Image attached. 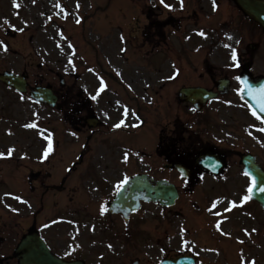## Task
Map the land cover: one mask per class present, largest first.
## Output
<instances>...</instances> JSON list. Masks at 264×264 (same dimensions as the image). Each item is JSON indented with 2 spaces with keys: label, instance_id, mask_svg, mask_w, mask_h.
I'll return each instance as SVG.
<instances>
[{
  "label": "flooded vegetation",
  "instance_id": "af4514ba",
  "mask_svg": "<svg viewBox=\"0 0 264 264\" xmlns=\"http://www.w3.org/2000/svg\"><path fill=\"white\" fill-rule=\"evenodd\" d=\"M16 3L19 8L13 0H0V40L7 45V51L10 42L14 45L22 42L26 51L42 60L49 53L44 56L38 37L29 34L30 29L46 38L52 25H57L78 52L75 61L79 68H90V63L73 45L74 37L67 36L76 31L70 21L61 23L52 18L38 25L36 15L46 4L57 3L69 15L70 9H77L79 3L77 10L83 7V20L88 13H103L118 4L117 14L125 38L119 41L118 52L124 50L119 60L118 52L109 51L110 46H103L101 51L104 66L110 63V58L120 65L119 84L125 98L121 94L116 113L108 103L110 82L108 77H102L101 65L92 68L101 70L96 76L103 78L107 88L95 103L91 102L92 97L99 89L83 97V92L62 78L71 77L75 83L79 77L88 90L86 75L77 70L51 73V81L45 86L51 88L56 103L53 108H41L43 125L52 123L47 136L52 139L53 151L45 159L43 150L47 141H38V145L32 146L33 151H27L31 154L23 157L24 173L17 177L9 165L13 158L0 159V172L5 170L0 180L13 178L22 184L20 190L0 188V193L4 190L11 194H1L0 199V217L7 220L0 223V264H20L16 252L21 241L26 242L22 256L37 257L41 264H51L54 259L66 264H161L183 257L201 264V193L208 190L201 187L202 182L226 175L233 166L229 157L237 155L239 159L234 164L242 168V159L249 155L229 149L236 141L235 116L243 114L249 120L261 122L241 99L236 77L246 76L250 81L264 77V68L262 72L254 71L255 55L264 58V30L248 20L234 0H216L215 9L212 0H184L182 8L180 0H165L170 8L164 7L160 0H35V3L16 0ZM57 26L53 29L60 30ZM195 27L194 30L207 34V38L200 36L201 59L178 60V50L182 56L188 52L181 35ZM19 28L24 31H18ZM229 35L232 40L227 39ZM51 37L54 46L61 50H52L54 55L49 57L54 59V66L61 67L66 57L64 44L53 34ZM225 44L236 49L237 62L231 60V48H225ZM143 47L146 51L142 55ZM219 48L225 51V59H211L218 56ZM3 52L0 45V53ZM34 58H21L23 67H31ZM8 62L7 66L17 64L14 60ZM195 65L198 66L194 68ZM142 67L144 75L129 76L143 84L142 92L147 91L140 96L142 92L134 90L123 75L137 74ZM177 71L179 74L175 75ZM170 75L175 78L169 79ZM94 80L97 81L95 77ZM55 82L56 88L52 86ZM36 83L45 84V77L40 76ZM183 89H201V99L194 97L192 104L180 102L178 96ZM100 98L103 102L99 104ZM124 108L130 111L124 118L126 123H138L140 127H113L122 118ZM5 147L2 145L0 152L7 153ZM125 152L129 154L128 163H124ZM214 171L218 175L214 176ZM142 175L175 186L178 194L175 205L141 203L137 209L123 206L114 212L111 206L118 194L117 185L125 178ZM17 195L28 203L15 200L13 197ZM101 205L107 207L104 215L100 214ZM189 211L190 218L194 217L192 220L198 223H181L176 228L181 242L187 241V247L179 250L174 246L173 221L175 217L185 218ZM15 217L24 223H13ZM193 230H198L199 235L191 239L188 233ZM196 244L200 252L190 250L189 247L196 249Z\"/></svg>",
  "mask_w": 264,
  "mask_h": 264
},
{
  "label": "rangeland",
  "instance_id": "374dc122",
  "mask_svg": "<svg viewBox=\"0 0 264 264\" xmlns=\"http://www.w3.org/2000/svg\"><path fill=\"white\" fill-rule=\"evenodd\" d=\"M118 7L119 5L116 4L106 12L86 14L78 26L72 25L73 30L76 31L67 35L68 37H74L73 45L78 48L79 54L81 56L88 57L90 68H92V66L94 67L95 65H101V68L104 67V60L102 58L101 51L103 46H110L109 51L111 53L118 52L119 45L117 42L121 40L120 37L123 34L121 17L119 18V15L117 14ZM56 9L57 7L46 4L44 9H42L40 13L36 15L37 18H39L38 25L42 24L43 21L44 23L48 22V17L59 20V13L56 12ZM70 11L71 15H68L67 17L72 19L73 10L70 9ZM54 26L52 25V27L49 29L48 33L46 34V38L45 36L42 37L39 34V31L33 33L34 30L30 29L29 34H33L34 37H38V46H40L39 49L42 51V53H44V56H46L45 54L47 52L49 53V56H52L54 55L52 50L58 51L60 49L58 45L54 46V41L51 37L52 34L53 37L55 36L53 29ZM194 29L197 28L195 27L189 31H186V33L181 35L180 38H188L190 43L191 41L193 42L190 45L189 43H187L188 45L184 44L187 48L192 49L196 44H199L198 49H200L201 38L200 40L195 38L198 35V31ZM55 30L57 31L56 28ZM60 31L62 32V34L64 33L63 30L60 29ZM64 31H66V29H64ZM219 39H221L220 36ZM208 41H210V39ZM87 42L89 44H87ZM31 43H29V45H31ZM63 43L65 50H67V55H69V51L65 46V42ZM10 44V51L0 53V72L4 70H14L18 73L25 72L26 75H28L30 86L36 85V81H38V78L42 75L45 77V84H48V82L51 81L50 76H52V72H56L57 70H66L67 73H73L74 69L76 68L68 63L69 56H67L68 59L63 60V62L67 64V67L64 66V70V68L61 69L56 64L54 66V64L52 63V59L49 56L42 57V60L35 59L33 55L30 54V51H26L25 43L19 42L17 45H14L10 42ZM18 46L23 50L18 48ZM128 51L129 50H126L125 54L129 57ZM145 51L146 47H143L141 49V54L143 55ZM197 53L199 54H196L195 56L193 51H188L186 53L187 56H182L181 50H179V57L177 58H179L178 60H187L188 57L189 59L200 60L201 52L198 51ZM217 53L218 56L215 55L214 57H211V59H225V51L219 48L217 50ZM75 55L76 53L74 54L73 58L75 57ZM121 55L122 50L117 54L118 60ZM20 57L23 58V60L34 58L33 62L30 64L31 67H23L24 64L21 61ZM8 60H14L17 64L15 66H7V64L9 63ZM49 60H51V63L49 62ZM115 65L116 61L110 58V72H114L113 74L117 75L120 81V73L118 67H116ZM141 65L143 66L142 63ZM219 65L221 66L222 64ZM197 66L198 65H195L194 68ZM263 68L264 58L262 55L258 56L256 54L254 66L255 73L262 72ZM144 71L145 70L142 67L139 73L134 74L133 72L132 74L127 76L123 75V78L127 83L131 85L134 90H136L137 92H142L141 89L143 88V84H139L138 82L133 81L129 78V76L144 75ZM104 72H106V74L109 73L110 78V72L107 69H104ZM92 76L93 75L89 73L86 75V78H88V80H86L90 84L88 90L86 88V85H84L80 81L79 77L75 83H73L71 77L67 78L63 76L62 78L63 80H66L68 82V85L70 84L71 86H76L77 91L83 92V97H85L87 96L88 92L97 90V83L95 82L94 77L92 78ZM108 81L110 82V84L114 83L110 79H108ZM52 86H55L56 88L58 86L57 82H55ZM117 87H114L116 92L120 95L122 94V96L125 98L124 93ZM144 92L139 95L142 96ZM116 95L118 94H114L112 96H110L109 94L110 98L108 103H110L116 113H118L119 104L121 103L120 101H118L120 99V95H118V97H116ZM20 97L21 96L12 94L11 92H8L6 89L0 86V147L2 145H7L9 148H13L15 151L12 155L15 156H19L20 152L24 156V151L27 152V150L33 151L34 148H32V146L38 145V141H40V139H44V136H47V132L52 129V123L47 127L43 125V109L32 104L26 96H24L25 99L23 100ZM95 101L96 99H93L91 102L95 103ZM101 102H103L102 98L99 99V104ZM241 115L237 114L235 116L236 123L234 125L233 131L236 136V141L233 145L229 146V149L239 151V153H251V155L256 158L257 162L264 168V132L259 131V129L264 128V125H261L252 119L249 120L243 114ZM243 118H245L246 121ZM26 123H35L37 127L33 129H26L24 127ZM9 132H11V134H9ZM238 159L239 157L237 155L229 157L231 165L233 164V166L228 171V173L224 175L223 178L219 180L206 178L202 182L201 187L208 189L203 194L201 193V244L199 245H201L202 264H252V261H255V264H264V212H261L259 208L252 203L246 204L242 199L245 195L246 188H248V181L245 179L242 173H240V166L234 164ZM24 163V160L16 162L11 161L9 165L13 168L15 174H23L24 170L22 169V167ZM4 171L5 170L1 171L0 174H3ZM7 180L8 181H6L5 179L3 181L4 183L0 185V188L7 186L10 187V189H21L22 184L19 181L14 180L13 178L11 181H9V179ZM3 193H5L4 190L0 193V195ZM214 201L218 202V210L222 213V215L220 216L207 212V208L210 207L211 203ZM231 201H236L237 207L231 212H225L224 209L230 206L229 202ZM189 202L190 200L186 201L185 203ZM180 205H183V202ZM18 214L21 215V212L19 211ZM189 214H191L190 211L188 214H186L185 218L181 219L182 217H175L173 221V223H175L174 246L179 250L187 247V243L181 242L183 240H180V238L177 236L176 228L180 226L179 223H189L190 225L191 223H198V221L192 220L194 217L190 218ZM20 217H15L13 223H24V221H22ZM6 222L7 220L5 217H0V223ZM202 223L204 224L202 225ZM216 223L221 224V230L218 231L216 229ZM253 229H255V231H253ZM245 230H247V233L245 232ZM221 231L229 233L230 235H222ZM188 235L189 238L192 239L195 236L199 235V231L193 230L189 232ZM184 241L186 240L184 239ZM239 241H243V243H240ZM196 246V249H193L192 247L189 248L193 251L200 252L197 244Z\"/></svg>",
  "mask_w": 264,
  "mask_h": 264
},
{
  "label": "water",
  "instance_id": "95a60500",
  "mask_svg": "<svg viewBox=\"0 0 264 264\" xmlns=\"http://www.w3.org/2000/svg\"><path fill=\"white\" fill-rule=\"evenodd\" d=\"M239 8L251 19H253L257 24L264 28V0H236ZM0 82L14 87L19 92H25V83L22 79L12 76L10 74L0 75ZM32 99L36 102H43L49 105H52L54 98L51 96L48 90L44 89H35L31 94ZM255 109L260 112V110L255 107ZM244 163L246 166L245 171L251 173V178L255 177L256 184L253 186V191L251 196L258 201L262 208L264 209V192L260 191L261 188H264V173L261 169L256 166L251 158H247ZM140 179L133 180L126 189H123L118 198L124 199L127 198L128 201L134 202L133 198L150 200L153 202H158L162 205H172L176 198V192L174 188L170 185L163 184L162 182L154 183L152 187H149L145 184V188L139 189ZM134 185V186H133ZM138 185V189H135V186ZM133 186V187H132ZM129 188V191L126 190ZM126 195V196H124ZM135 199V200H136ZM171 264V263H167ZM174 264H194L191 260H179Z\"/></svg>",
  "mask_w": 264,
  "mask_h": 264
},
{
  "label": "snow or ice",
  "instance_id": "6c2138e0",
  "mask_svg": "<svg viewBox=\"0 0 264 264\" xmlns=\"http://www.w3.org/2000/svg\"><path fill=\"white\" fill-rule=\"evenodd\" d=\"M13 3H14V5H15V7H17V8L20 7V4L16 3V0H13ZM33 3H35V0H33ZM160 3H161L162 5H164V7H166V8H170V7H171V5H168V4L165 3V0H160ZM212 4H213V8L215 9V8H216V0H212ZM180 6H181V8L184 6V0H180ZM55 7H57V8H61V5H60L59 3H57V4L55 5ZM79 7H80V4L77 3V4H76V8L78 9ZM61 11H63V8H61ZM65 15H67V13H65ZM48 19L51 20L52 18H51V17H48ZM75 22H76L77 24H79L81 21H80V19H76ZM5 23H8V21H5ZM17 30H18V31H21V32L24 31L23 28H19V29H17ZM197 34H198L199 36H201V37L207 38V34H206L203 30H200ZM61 35H63V34L61 33ZM120 39L123 41L125 38H124V36H121ZM227 39H228V40H232L233 37L229 35V36H227ZM236 43H239V41H236ZM0 45L3 46V50H4L5 52L8 50V47H7V45L4 43V41L0 40ZM68 47H69V49H72V45H71V44H69ZM224 47H225V48H231V60H232L233 62H237V60H238V56H237V51H236V49H235L234 47H232L231 45H229V44H225ZM121 50L123 51L124 49H121ZM68 63H69L70 65H72L73 67H75L74 64H73V61H72L71 56H70L69 59H68ZM89 71H94V70H93V69H89ZM118 74H119V73H118ZM178 74H179V72L177 71V72L175 73V75H178ZM175 75H170L168 78H169V79H174V78H175ZM236 79H237V80H240V77L237 76ZM241 83L247 85V81H241ZM106 88H107V84L105 83V81L103 80V78H100V80H99V90H98V92H97L96 95H93L92 99H94V100L97 99V96H98L100 93L104 92V91L106 90ZM248 88H249V90H250V86H248ZM20 98H21L22 100L25 99L24 96H21ZM27 99H31V98L28 97ZM257 99L260 101V111H261V112H264V88H261V89L259 90V95H258ZM117 103H119V102H117ZM192 111H195V109H192ZM37 115H38V114H37ZM129 115H130V111H129V109L124 108V109H123V112H122V118H121L117 123H115V124L113 125V127H114L115 129H120L122 126H123V127H137V128L140 127V124H138V123H132V124H128V123H126V121H125L124 118L128 117ZM252 115H253V116H256L257 114H256L255 111H253ZM136 119L139 120L140 118L137 116ZM257 119H260V117L257 116ZM24 127H25L26 129H33V128H36L37 125H36L35 123H26V124L24 125ZM259 131H260V132H264V128L259 129ZM9 134H11V132H9ZM72 135L75 136L76 133H72ZM44 139L47 141V146H46V147L44 148V150H43V157H44L45 159H47L48 156H49V154L53 151V142H52V139H51L50 136H44ZM14 151H15V150H14L13 148H9L8 151H7V154H5L4 152H0V159H7V158L11 157ZM123 157H124V163H128V161H129V154H128L127 152H125V153H123ZM244 175H245V176H250L251 173L245 171V172H244ZM127 183H128V180H127V178H125V179L123 180L122 184L117 185V192L119 193V192H120V189L123 187V185H124V184H127ZM252 184H253V186H255V184H256V179H255V177L252 178ZM252 191H253V188H252V187H249V188L247 189L248 195H244L242 199H243L244 201H248V200H250V199H251V195H250V194L252 193ZM260 191L264 192V188H261ZM5 195H6V196H10L11 194H10V193H5ZM13 198H14L15 200H17V201H21L22 203H25V204L28 203L26 200H21V197L18 196V195L15 196V197H13ZM229 203H230V206H229V207H226V208L224 209L225 212H231L233 209H235V208L237 207V202H236V201H231V202H229ZM11 211L16 212V211H18V210L15 209V208H11ZM106 212H107V207L104 206V205H101V207H100V214H101V215H104ZM207 212H209V213H213V214H215V215H217V216L222 215V213L218 210V202H216V201H214V202L211 203V206L207 208ZM215 227H216V229H217L218 231L221 230V224H220V223H216ZM253 231H255V229H253ZM245 232L247 233V230H245ZM221 234H222V235H225V236L230 235L229 233H225V232H222V231H221ZM239 242H240V243H243V241H239ZM185 243H187V241H185ZM108 247L111 248L112 245L109 244ZM213 251H214V250H213ZM252 264H255V261H252Z\"/></svg>",
  "mask_w": 264,
  "mask_h": 264
}]
</instances>
